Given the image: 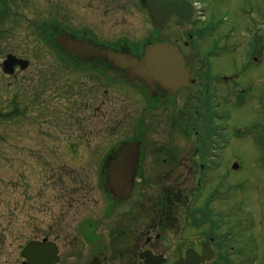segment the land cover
I'll use <instances>...</instances> for the list:
<instances>
[{
    "label": "rangeland",
    "instance_id": "1",
    "mask_svg": "<svg viewBox=\"0 0 264 264\" xmlns=\"http://www.w3.org/2000/svg\"><path fill=\"white\" fill-rule=\"evenodd\" d=\"M95 2L90 0V5H85L84 0H74L75 27L88 24L90 12L96 13L91 19L100 26ZM203 2L208 7V20L203 24L214 29L207 38L210 44H203L211 52L208 72L215 76L240 73L246 94H235L228 110L217 108L216 113L226 117L220 115L217 120L214 115L220 159L213 174L217 175L214 185L218 189L214 192L211 185L207 186L209 174L203 180L199 173L190 177L164 175L161 172L169 165L158 161L159 171L150 175V193L156 199L166 187H173L176 196L172 199L178 197L174 214L183 218L195 217L200 201L207 203L206 197L213 191L215 198L208 204L225 208V215L233 223L232 236L242 231L238 229L243 226L239 220L253 215L254 219L246 218L250 227L245 228L257 237H251L247 253L255 252L250 264H264V49L262 65L247 66L245 58L249 45L264 40V0ZM123 15L118 36L139 41L150 33L155 40L175 41L179 36L178 29L172 27L176 24L152 29L144 9ZM38 34L36 30H22L18 40L0 44V264H22L21 247L49 223H57L60 232L82 234L89 213L95 232L108 227L107 221L114 219L119 209L101 186L103 160L119 142L134 137L140 125L147 128L144 141L149 135L150 112L145 108L148 101L141 87L87 67L73 71L61 56L58 75L51 74L46 67L51 66L48 59L56 53L41 42ZM225 35L226 40L221 42ZM9 52L26 56L35 69L38 65L42 68L38 73L28 70L25 81L19 72L8 76L1 70V62ZM217 103L221 105L220 100ZM174 145L180 144L176 141ZM232 161H237L241 170L227 172L224 167ZM200 181L202 186L198 185ZM201 187L205 195L198 200ZM184 234H179L177 226H169L163 233L162 244L171 254L170 260L177 257L171 251L176 245L195 237L194 231ZM82 242L76 241L78 253ZM84 253L61 264L81 263L88 257L86 250Z\"/></svg>",
    "mask_w": 264,
    "mask_h": 264
},
{
    "label": "flooded vegetation",
    "instance_id": "2",
    "mask_svg": "<svg viewBox=\"0 0 264 264\" xmlns=\"http://www.w3.org/2000/svg\"><path fill=\"white\" fill-rule=\"evenodd\" d=\"M84 1L85 5H90V0ZM145 2L146 0H96L93 8L100 12V26L96 25V20L92 21L91 19L96 13L90 12L86 18L88 24L83 27H75L72 15L74 0H0V44L18 40L17 34L22 30H36L39 33L37 37L41 39V42L56 53L55 56L48 59L51 66L46 67L51 69V74L58 75V59L61 56L66 67L73 71L87 67L94 72L101 71L104 76L110 73L118 75L119 80L125 79L128 83H134L145 91L148 101L145 108L150 112L149 135L146 136V141L144 140L147 128L140 125L136 129L134 137L119 142L120 144L124 141H139L140 154L137 178L131 197L125 200L110 199L115 204V209L119 210L114 219L107 221L109 226L100 231L101 233L95 232V227L91 226L89 213L86 214L85 232L82 234L72 235L68 232H60L57 223H49L47 229L43 228L37 236L28 239L21 247V251L29 241L38 240L41 244H47L49 248L53 245L58 248L61 258L58 264L67 261V259H74L78 254H85V250L88 257L78 264H150L151 253L161 255L165 259L163 264H171L174 260L184 257L189 247L193 248L200 256L203 255L204 248H211L216 253V259L211 263L202 261L201 264H250L251 255L247 253V246L251 241V235L245 227H250V220L247 221L246 218L254 219L253 215L247 214L244 219L239 220L243 226L238 229L242 231L238 235L232 236L233 232L230 227L233 223L229 220V215H225V208L214 205L211 207L208 204L210 199L213 202L215 198L213 191L218 189L214 188V184L218 181L217 175L213 174L218 169L216 162L220 159L219 143L215 140L217 126L214 117L216 116L217 120L220 115L226 117V114H217L216 110L217 108H225L223 111L228 110L233 105L235 94L245 95L246 87L239 80L240 73L215 76L208 72L207 60L210 58L211 52L203 44H210L207 38L214 30L205 28L206 24H203L206 23L208 17L205 21H199L196 18L191 21L174 18L169 26L176 24V26H172L178 29L179 33L175 41L155 40L151 33L141 41L118 36V27L125 19L123 14L132 15L139 9H144L147 12ZM150 23L154 29L151 20ZM62 32L72 34L77 40H89L94 45L126 50L137 57L143 56L147 45L170 41L178 46L181 54L188 57V61L191 62L188 64L186 59L185 67L191 69L190 78L193 82L179 88L173 94L160 84L152 83L149 86L136 80L130 81L123 77L119 69L113 68L107 60L82 55L74 57L68 52H64L56 39ZM225 40L226 35L220 39L221 42ZM255 43L259 44L249 45L247 48L245 55L247 66L250 63L263 64L260 56L264 49V40L260 38ZM8 55H14L23 60L22 63L26 62V66L11 62L4 63ZM39 61L42 59L39 58ZM1 68L8 76H14L18 72L23 74L25 81L28 70L38 73L42 67L38 65L35 69L31 60L26 56L9 52L2 59ZM70 81L74 85V79ZM80 82L84 83V80ZM219 100L221 101L220 106L217 103ZM176 141L180 145H174ZM207 147L210 149L208 150ZM109 156H113V151L108 153L106 158ZM158 161L169 165L161 172L164 175L190 177L194 173H199L198 175L202 176L201 180L206 174L211 176L207 186L211 185L210 189L213 188V191L208 195L209 197H206L207 203L200 201L196 207L195 217L184 216L182 218L174 214L173 208L175 202L178 203V197L176 200L172 199L176 196L173 187H166L164 194L152 199L150 175L159 171ZM235 163L237 161L229 162L224 168L230 173L241 170L239 165L238 168H234ZM198 185L202 186V182L200 181ZM101 186L105 191V186ZM201 189L202 187L199 189L198 200L202 194L205 195ZM169 226L174 229L177 226L180 235L186 231L195 232V237L190 239L191 242L187 243L182 240V244L176 245L171 250L177 256L172 260H170L171 254L168 255L162 244L165 240L163 233ZM82 239L81 252L78 253L76 241ZM243 241L245 244L242 246ZM183 246L185 247L183 248ZM23 262L24 258H22V264Z\"/></svg>",
    "mask_w": 264,
    "mask_h": 264
},
{
    "label": "water",
    "instance_id": "3",
    "mask_svg": "<svg viewBox=\"0 0 264 264\" xmlns=\"http://www.w3.org/2000/svg\"><path fill=\"white\" fill-rule=\"evenodd\" d=\"M147 9L157 28H164L173 16L191 20L193 7L186 0H147ZM57 41L62 49L78 57L106 59L112 67L122 70L130 80L149 85L160 84L169 92L175 93L181 86L190 82V69L185 68V59L180 49L171 42L164 41L145 47V54L137 57L127 51H116L107 47L94 45L88 40H77L68 33H60ZM20 63L10 56L8 62ZM190 63V61H188ZM140 154L139 141H124L107 159L105 174L106 187L114 199L124 200L133 190ZM236 166V165H235ZM58 248L33 241L26 245L22 256L27 258L24 264H56L59 261ZM205 253L202 257L189 248L186 258H180L172 264H201L200 261L213 260L215 254ZM161 256L150 255V264H162Z\"/></svg>",
    "mask_w": 264,
    "mask_h": 264
}]
</instances>
